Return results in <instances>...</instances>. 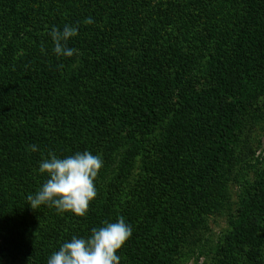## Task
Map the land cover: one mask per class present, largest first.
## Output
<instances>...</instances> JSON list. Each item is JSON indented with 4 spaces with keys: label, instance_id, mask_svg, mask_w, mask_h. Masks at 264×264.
<instances>
[{
    "label": "rangeland",
    "instance_id": "374dc122",
    "mask_svg": "<svg viewBox=\"0 0 264 264\" xmlns=\"http://www.w3.org/2000/svg\"><path fill=\"white\" fill-rule=\"evenodd\" d=\"M88 17L93 24L84 23ZM64 25L78 28L68 42L79 52L72 58L52 52L48 32ZM87 42L98 46L96 57ZM42 74L58 77L37 100L40 156L26 168L20 129L35 112L29 90ZM257 85L264 88V0H0V94L20 112L0 133L1 158L10 162L0 185L8 180L12 200L21 202L8 210L10 220L25 216L22 228H12L1 214L0 246L13 252L7 262L47 264L72 236L86 238L123 217L132 235L117 253L121 264H136V256L156 264H264V92L243 96ZM217 87L218 99L188 104ZM148 91L166 99L146 116ZM85 150L104 162L87 214L29 207L27 196L47 179L39 158ZM245 201L260 209L240 223Z\"/></svg>",
    "mask_w": 264,
    "mask_h": 264
},
{
    "label": "clouds",
    "instance_id": "9594fccd",
    "mask_svg": "<svg viewBox=\"0 0 264 264\" xmlns=\"http://www.w3.org/2000/svg\"><path fill=\"white\" fill-rule=\"evenodd\" d=\"M84 23L94 21L88 17ZM48 35L52 52L58 58L79 54L78 49L68 46L69 40L78 35V28L64 25L61 30L53 26ZM41 51L45 49L42 47ZM31 150L37 148L31 146ZM103 166L101 155L88 150L64 158L50 152L38 166L39 173L47 179L39 190L27 196L29 207L35 210L47 206L60 214L71 212L85 216L90 202L97 196L95 181ZM131 235V226L123 217H117L115 222L104 221L101 227L93 228L88 237L72 236L70 241L62 243L58 251L50 255L47 264H121L117 253Z\"/></svg>",
    "mask_w": 264,
    "mask_h": 264
},
{
    "label": "trees",
    "instance_id": "16d2710c",
    "mask_svg": "<svg viewBox=\"0 0 264 264\" xmlns=\"http://www.w3.org/2000/svg\"><path fill=\"white\" fill-rule=\"evenodd\" d=\"M85 36L87 37L86 34H85ZM92 38H93V36L90 35L89 39H92ZM92 45L93 44H91L90 42H87V46L84 44V46L87 47L86 50L89 51V54H92L93 56L96 57L98 55V53L96 52V50H94V48L95 47H96L95 49H99V48H98V46H92ZM98 58H99V56H98ZM42 59L44 60V56H40L37 54V60L36 61H38L42 65V67L45 68L46 67L45 62H42ZM108 61H109V59L107 56H105L104 59L101 57L102 66L105 67L106 69L109 68L111 65ZM111 69L114 70L115 67L112 65ZM57 77L58 76H56V75H50V74H48L47 76L42 74V76L37 77V80L39 82H38L36 90L35 91L29 90V93L32 95V97H31L32 102L34 104H36L38 98H40L41 95H43V94H41V92H42V88L44 87V85H46V83L50 80H55ZM114 84H116V82H114ZM26 85H27V82L21 83V86L23 88ZM218 87H217V89L212 88V89H208V90H205L203 92H199V93L193 95L191 97L190 101L188 102V104L189 105L199 104V103H203V102H206L209 100L214 101V100L218 99L223 93V91ZM24 89L27 90V88H24ZM38 90H39V92H38ZM250 92L263 93L264 88L261 86H258V85L257 86H251V88L249 90H246V92L243 94V96L245 97V95L250 93ZM3 94L4 93L0 94V133L2 130H6L9 127L10 121L12 120L11 116L13 114L19 115V113H20V112L15 113V111L12 110L14 108V106H12L11 103H9L6 100L5 95H3ZM164 97L165 96L158 94L156 91H148L146 96H145V98H146L145 104L146 105H145V113L144 114H146V116H147L148 112L150 110H152V107H153V105L156 104L157 100L158 99L159 100L166 99V97L165 98ZM244 97H242L239 102L244 100ZM38 107H39V105L36 104L35 109H34L35 112L34 113L28 112L26 114V120L27 121L25 119L23 120L25 123L28 122V124H27L28 127L24 128V126H23L20 129V136L21 137H20L19 142H18L20 154H19L18 160L20 161V164L24 165L26 168L29 167L31 160L38 159L36 157L40 156L39 150H36V151L31 150V146L36 147L37 143H36L35 138L39 139L38 138L39 135L37 134V125L34 122V116L37 115L38 111H41V110H37ZM115 114H114V116H115ZM151 114H149V117H151ZM120 122L121 123L123 122L127 125H130V122L124 120L123 118L121 119ZM47 154H49V151L47 152ZM2 155L0 154V170L7 168V164L10 163L8 161L9 157L7 156L6 158H1ZM46 157H48V156H46ZM39 160L41 161V160H43V158H39ZM11 162H13V161H11ZM2 181H4V180H2ZM4 182H7V184L5 186L2 184L0 185V217H1V214L4 215V219L6 221L4 223V226H6L7 224H9V226H11L13 224L12 228H14L16 226L22 228L20 225V221L25 216L20 215L19 217H16V218L11 217V219H13V220H10L9 214H11V213L8 212V210H10V209L12 212L15 211L16 205L18 203L20 204L21 202H19L20 201L19 199H18L19 201H16V202L12 200V196H11L12 194H10V190L7 188L8 187V180L4 181ZM33 183H35V179H33ZM243 204H244V206L241 210V215H239V218H238V221L240 223L245 222L251 216V214L253 212H255L256 210H258V208H259V206L257 204L252 203L251 201H245V202H243ZM12 221H13V223L11 224ZM4 226H0V236H1L0 241L2 239L4 240L3 234H5V232H6V229H4ZM11 232H13V230H11ZM23 245H28L27 241H23ZM2 251H4L6 258H2L0 255V264H9L7 261L9 260V257L13 256V254H12L13 252H11L8 248H4L3 246H0V254L2 253ZM136 257L137 258H133L137 262L136 264H156V263H153L152 261L146 260L147 258L143 259V258H140V256L139 257L136 256ZM1 259L2 260L4 259L5 261L2 262Z\"/></svg>",
    "mask_w": 264,
    "mask_h": 264
}]
</instances>
